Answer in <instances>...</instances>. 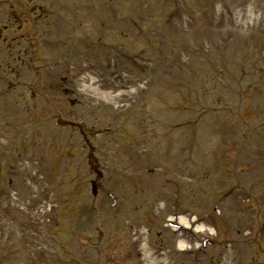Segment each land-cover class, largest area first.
Listing matches in <instances>:
<instances>
[{"label":"rangeland","instance_id":"obj_1","mask_svg":"<svg viewBox=\"0 0 264 264\" xmlns=\"http://www.w3.org/2000/svg\"><path fill=\"white\" fill-rule=\"evenodd\" d=\"M156 1V5L151 6V3ZM96 3L98 16L87 18L90 26L88 32L90 39L94 40L96 38H92V32H97L101 49L94 47L93 51L102 53L103 70L96 62L97 54L91 51L95 60L89 59L88 62L87 57L82 71L96 69L95 65L98 64L104 77L102 87L111 91L108 94L111 96L109 99L127 101L130 99L132 104H136L133 108L142 109L144 113L131 114L134 121L128 123V126L134 131L137 124L138 129L136 134L131 132L130 139L132 143H139L142 138L147 139L146 150L139 148L133 151L130 143L117 150L112 146L114 173L118 174L119 178L122 175L129 176L132 184L136 182L132 178L142 176L145 181H142L141 185L134 184L127 188L129 190L133 188L138 195L141 194L138 193L137 188L141 189L140 193L143 192L145 200L137 220L136 217L124 213L118 215L120 234H116L115 237L119 244H112L113 249L107 251V254L119 255L122 251V259L117 260L118 264H164L166 259H162L164 253L173 260V264H188L178 261L172 253L173 249L192 244V241L187 234L180 233L183 229L175 231L174 228L167 226L174 208L168 205L171 203L178 205L177 211L180 212L181 223L186 222L187 219L204 217L201 229H196L199 238H202L205 232L213 233V221L212 218L204 216L206 211L211 212V217L215 214L220 218L223 232L218 228L216 235L223 247H209L204 264H210L212 258L211 264H264V239L262 240L256 232V229L264 232V201L258 204L252 201L246 202L243 207L234 202L241 200L238 194L240 184L247 187L248 183L257 181L259 184L257 191L264 193V183L261 182L264 173L256 179H252L254 176L251 172L245 173L244 166L250 165L247 163L249 158L245 154L239 158V172L235 170L236 166L225 163L227 160L236 161V156L227 155L226 149L221 150V139L215 134L216 121H210L209 116L202 117V112H193V109L182 112L185 105L188 107L196 104L197 101L196 92L184 81L191 78L189 79L191 85L197 84L195 89L203 105L201 96L204 92L201 82L208 76L214 79L219 77L224 62L228 63L227 66L235 64L234 75L226 76L225 82L232 83L235 79L236 84L231 92L227 86L218 84L217 81L211 82L210 87L209 84L205 86V92L209 89L216 96L215 106L221 107L217 102L226 94L236 96L235 88L245 87L243 80L249 78L252 71L253 83L251 84L249 78L246 85L259 86L264 90V81H261L264 75L260 77L259 73H254L260 69L257 67L256 70V67L250 65L257 60L258 54H263L260 60L264 58V17L261 11L264 0H184L183 9L175 7L179 10L173 16L169 15L171 19L166 15L168 12H161L162 6L165 5L164 0H96ZM195 9L198 10L200 18L196 17ZM219 9L221 16L218 17L216 11ZM208 12L214 14L209 23L206 18ZM259 12L262 16L258 15ZM165 16L168 17L167 23L164 20ZM137 19L140 20L138 24L141 26V31H137L136 25L133 24V20ZM201 42L206 49L202 50ZM186 46L195 49L198 54L186 53L184 48ZM145 57L148 67H152L149 72L147 69L143 72L138 67V64L144 63ZM260 66L264 69V63ZM116 70L125 78L124 84L130 88L129 91L122 92L123 83L118 80L117 75L114 76L116 73L112 72ZM186 70L191 72L188 77L184 76ZM88 72L96 73L92 70ZM195 73H198V76H195ZM159 82H163L160 86L168 84V90L164 92ZM96 84L89 83V86ZM255 93L256 89L250 94H244L245 113L249 111L251 98L264 104V93ZM87 94L96 96L90 98L95 104L107 105L105 101L101 102L106 99H101L100 95L92 90ZM237 100V96L229 97V103L235 104ZM161 107L169 111H162ZM109 110L118 112L114 107ZM133 111L131 108V113ZM153 113L156 119L162 114L169 116L165 130L158 126L156 129L150 128L156 120ZM15 115L16 113L10 111L5 116L10 121ZM129 116L130 114L123 120ZM259 116L264 118V111L260 115L258 113L254 115L255 118L252 120H259ZM20 118H22L21 123L25 124L28 115L24 114L26 122L23 116ZM119 118L121 117L117 118L118 131L127 125L122 119L119 121ZM178 120L182 125L175 128V124L171 123ZM109 121L113 124L112 130L115 131L117 121L114 118H110ZM30 128V125L26 126V129ZM44 131V127L30 130L34 137L29 136L23 143L26 144V152H35L40 173L47 176L46 151L42 142H37L38 135ZM125 139L129 140L128 137ZM258 140L264 145L263 137H259ZM223 143L225 144L226 141L223 140ZM39 146L41 150H37ZM121 148L128 154L119 156L122 152ZM188 158L191 160V165L192 160L198 164V177L193 176L192 171L187 167L185 162ZM189 162L187 161V164ZM232 170H235L234 175ZM172 172L175 176L171 174ZM170 177L176 179L177 190L173 180H168L169 184L164 182L167 180L165 178ZM167 189L171 193L170 201H165L162 197ZM230 189L234 190L235 197L221 199L222 191ZM179 193L181 197L175 195ZM158 196L161 198L160 202ZM152 201L155 202L154 204L159 203L157 207L154 206V210L149 205ZM64 204L65 201L59 203L58 207L62 209ZM182 225L185 226L184 223ZM223 249L224 253H222ZM156 251L159 253L152 258Z\"/></svg>","mask_w":264,"mask_h":264}]
</instances>
